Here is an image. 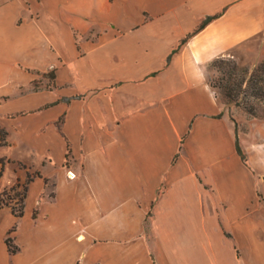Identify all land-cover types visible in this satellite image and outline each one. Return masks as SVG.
Returning <instances> with one entry per match:
<instances>
[{
  "label": "crops",
  "instance_id": "0c3cea01",
  "mask_svg": "<svg viewBox=\"0 0 264 264\" xmlns=\"http://www.w3.org/2000/svg\"><path fill=\"white\" fill-rule=\"evenodd\" d=\"M222 56L264 62V0L0 2V129L20 162L30 151L56 167L49 193L43 165L29 183L14 216L18 251L4 246V264H264V211L243 209L237 178L232 209H196L188 190L179 209L170 184L146 224L157 192L148 171L162 179L181 151L164 152V140L188 135L192 160L236 149V124L208 79ZM32 72H55V88L17 94ZM69 154L82 165L66 167Z\"/></svg>",
  "mask_w": 264,
  "mask_h": 264
},
{
  "label": "rangeland",
  "instance_id": "374dc122",
  "mask_svg": "<svg viewBox=\"0 0 264 264\" xmlns=\"http://www.w3.org/2000/svg\"><path fill=\"white\" fill-rule=\"evenodd\" d=\"M4 1L6 0H0V2ZM96 33L98 36L101 34L100 30L97 32L93 30L92 34L89 35L88 40L96 41ZM220 58H225L227 61H230L231 65H236L238 67H248L253 69L256 66L251 67L249 65L238 64L235 60L229 58L228 56H222ZM215 61L208 67V79L217 83L223 74L218 71ZM30 75L35 82L22 87L17 94L44 92L51 89L53 90L56 86L57 75L55 72L45 74L32 72ZM214 90L217 97L222 102L218 91L216 89ZM246 101L254 103L253 98L249 96V92L248 97L244 100V102ZM131 103L135 104L136 101L132 99ZM153 108V104L147 105L148 111ZM227 108L230 109V120L237 124V132L244 159L238 155L235 147L232 146V151L226 154H222L220 156H204L196 154L195 159L192 160L191 156H188L186 153L188 135L184 137L180 131L178 135L174 132L173 138L170 137L168 138V141L164 140L163 142L164 152H170L181 146L179 157L175 159L174 166H171L170 164L168 165L165 172L166 174L162 176V179L161 176H156L154 171H148V180L154 183V187L157 188L154 199L147 205L148 212L146 224L148 232L156 219L155 207L161 196L165 194L166 190L170 187V184L177 190L179 198L182 199V201L179 202V209H186L185 196L187 193L186 190H188V193L194 194L196 209L206 211H224L233 208L232 200L235 192L233 187L228 184L232 179L237 178L244 183L242 186L243 209L259 210L260 212L264 211V106H262L261 109H258L256 115L248 114L242 107L231 106ZM162 109L165 118L166 112L168 113L171 107L164 105ZM64 120L65 118L62 116L56 122L52 123V125H54L57 130L62 132ZM116 124L117 123H112L109 128L117 138L118 128ZM150 129L151 128H148V132ZM162 129L171 130L172 132L175 131L169 127L168 121L166 120L162 123ZM2 131L3 130L0 129V134L4 135V131ZM4 136L5 140H7L8 137L6 135ZM181 141L183 145H181ZM154 145L155 139L151 137L148 138L146 145L147 149L149 151L152 150ZM25 153L24 156L30 157V161L23 163L18 160L17 156H12L14 154L12 153L9 145L0 147V160H10V163L6 164L0 178V193H2L6 188L12 187L13 185L15 186L18 183L24 185V188L28 191L30 183L29 179L32 177H35L34 179H36L37 174H40L39 171H41L44 175H47L50 171V180H48L47 183L48 193L53 188V183L55 182L53 173L56 170V167L50 163V158L39 157L30 151ZM129 160H133V155L130 156ZM184 162L186 164H184ZM65 164L66 167L72 168L75 164H77V167H80L82 162L80 160H76L72 154H69ZM42 165L47 169L39 170ZM27 166L31 167V171L28 174L29 176L27 175V177L21 180V177L19 178V174L24 176L25 172L28 170L26 169ZM1 168L2 164H0V169ZM70 173L72 172H69V174ZM17 178L18 182H16ZM170 178H172V180H170ZM24 188L20 187L14 191L15 210L20 209L21 202L19 199L24 194ZM25 194L27 195L28 192ZM26 199L24 202L25 207ZM15 231L16 226L14 227V215L12 214V210L11 208L4 207L0 210V264H4L6 262V256L4 255L5 252L3 248L4 246L7 247L6 240L11 238V244L13 246L16 245L14 242Z\"/></svg>",
  "mask_w": 264,
  "mask_h": 264
},
{
  "label": "trees",
  "instance_id": "16d2710c",
  "mask_svg": "<svg viewBox=\"0 0 264 264\" xmlns=\"http://www.w3.org/2000/svg\"><path fill=\"white\" fill-rule=\"evenodd\" d=\"M211 20L208 18L202 25L201 29ZM218 71L223 74L217 83L209 80L212 88L216 89L221 97V100L225 107H242L248 114L256 115L258 109L264 106V62L262 64L256 65L253 69L248 67H238L236 65H231L230 61L225 58H219L215 61ZM249 96L253 98L254 103L249 101L244 102V100ZM3 132V131H2ZM6 135V133H3ZM1 135V134H0ZM1 135L0 147L6 146L7 142L5 136ZM235 146L237 153L244 159V155L241 150L240 140L237 132L236 124V140ZM10 163V160L1 159L0 164L2 168L0 171V178L6 164ZM29 176V175H28ZM40 177V174H37ZM35 177L29 179L30 182L34 180ZM20 187L24 188V185L18 183L12 187L6 188L2 193H0V210L4 207L11 208L12 214L17 218H22L25 212V199L27 198V189L24 188V194L19 199L21 206L19 210L14 208V191ZM12 239L8 238L6 240V245L10 255H15L18 251L16 245L11 244Z\"/></svg>",
  "mask_w": 264,
  "mask_h": 264
},
{
  "label": "bare ground",
  "instance_id": "6f19581e",
  "mask_svg": "<svg viewBox=\"0 0 264 264\" xmlns=\"http://www.w3.org/2000/svg\"><path fill=\"white\" fill-rule=\"evenodd\" d=\"M69 177H70V178H74L75 176H74L73 173H70V174H69Z\"/></svg>",
  "mask_w": 264,
  "mask_h": 264
}]
</instances>
